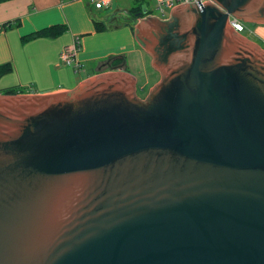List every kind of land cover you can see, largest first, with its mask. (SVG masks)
<instances>
[{
	"label": "water",
	"instance_id": "water-1",
	"mask_svg": "<svg viewBox=\"0 0 264 264\" xmlns=\"http://www.w3.org/2000/svg\"><path fill=\"white\" fill-rule=\"evenodd\" d=\"M197 1L136 24L144 99L124 72L0 95V264H264V50L228 22L264 0Z\"/></svg>",
	"mask_w": 264,
	"mask_h": 264
},
{
	"label": "crops",
	"instance_id": "crops-1",
	"mask_svg": "<svg viewBox=\"0 0 264 264\" xmlns=\"http://www.w3.org/2000/svg\"><path fill=\"white\" fill-rule=\"evenodd\" d=\"M144 5L146 15L141 14L142 8L131 13L129 0H111L107 8L98 11L87 0H0V66L11 67L8 73L0 75V95L8 90H16L18 95H48L73 90L82 81L102 73L131 75L137 70L145 74L141 91L148 86L146 97L160 80V74L152 68L151 57L134 37L139 19L152 16ZM169 15L161 19L154 14L161 20H167ZM96 23L100 31L96 30ZM59 25L67 30L55 39L21 43L26 35ZM254 25L252 36H261L264 43V24ZM243 33L239 34L249 40ZM76 39L81 46V68L77 71L59 59L62 49ZM151 71L157 74L152 83ZM135 89L137 95L136 79Z\"/></svg>",
	"mask_w": 264,
	"mask_h": 264
},
{
	"label": "built area",
	"instance_id": "built-area-1",
	"mask_svg": "<svg viewBox=\"0 0 264 264\" xmlns=\"http://www.w3.org/2000/svg\"><path fill=\"white\" fill-rule=\"evenodd\" d=\"M95 9L103 10L108 7L111 0H87ZM211 2V0H199L201 5L203 2ZM182 3H195L200 6L197 0H155V11L161 19L168 17L167 12H170L174 7ZM228 22L233 30L237 33H243L245 26L239 19L229 16ZM81 46L79 41L76 39L72 43L66 45L59 54V59L62 64L73 68L75 71L81 68L79 63V54Z\"/></svg>",
	"mask_w": 264,
	"mask_h": 264
},
{
	"label": "rangeland",
	"instance_id": "rangeland-1",
	"mask_svg": "<svg viewBox=\"0 0 264 264\" xmlns=\"http://www.w3.org/2000/svg\"><path fill=\"white\" fill-rule=\"evenodd\" d=\"M130 1V5L132 6V9L133 8H142V6L144 4H146L148 6V10L149 12L151 13V15H154V14H158L156 11H155V2L154 0H129ZM132 9L130 8L129 11L132 13ZM93 10V9H92ZM95 11V10H94ZM98 11V10H97ZM96 12V11H95ZM94 12V13H95ZM109 12V11H107ZM106 12V13H107ZM170 12H167V14L169 15ZM244 26H245V31L243 33L244 36H246L247 38H249V40L253 41V43H255L256 45H258L261 49L264 48V43H262V40L263 38L261 36H252V34H254V29H255V25L254 24H249V23H244ZM251 32V34H250ZM258 36V38H257ZM148 60V59H147ZM150 60V59H149ZM133 74H131L137 81V96L139 98H143L145 97V93L148 89V86L145 87V90L144 91H141V88L144 84V77H145V74H142V72H136L133 70ZM149 79H150V83H152V79L153 81L156 80L157 78V74L153 71H151L149 73Z\"/></svg>",
	"mask_w": 264,
	"mask_h": 264
},
{
	"label": "trees",
	"instance_id": "trees-1",
	"mask_svg": "<svg viewBox=\"0 0 264 264\" xmlns=\"http://www.w3.org/2000/svg\"><path fill=\"white\" fill-rule=\"evenodd\" d=\"M138 8H133L132 9V13H137ZM105 29V27L103 28ZM132 31H133V27H131ZM67 30L66 26L64 25H59V26H51L49 28H45L39 31H35L29 35H26L24 37L21 38V43L25 44L28 43L30 41L36 40V39H41V38H48V39H55L59 36H61L63 33H65ZM96 30L100 31L101 29L98 27L97 23H96ZM11 67L9 64L0 66V75L6 74L10 71ZM16 90H8L5 92V94H9V95H14L16 94Z\"/></svg>",
	"mask_w": 264,
	"mask_h": 264
}]
</instances>
